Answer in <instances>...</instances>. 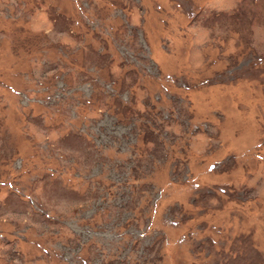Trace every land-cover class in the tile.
I'll use <instances>...</instances> for the list:
<instances>
[{
    "label": "rangeland",
    "instance_id": "1",
    "mask_svg": "<svg viewBox=\"0 0 264 264\" xmlns=\"http://www.w3.org/2000/svg\"><path fill=\"white\" fill-rule=\"evenodd\" d=\"M0 264H264V0H0Z\"/></svg>",
    "mask_w": 264,
    "mask_h": 264
}]
</instances>
